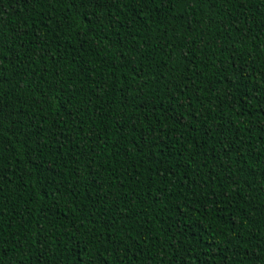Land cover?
Segmentation results:
<instances>
[{"label": "trees", "instance_id": "1", "mask_svg": "<svg viewBox=\"0 0 264 264\" xmlns=\"http://www.w3.org/2000/svg\"><path fill=\"white\" fill-rule=\"evenodd\" d=\"M2 264H264V0H0Z\"/></svg>", "mask_w": 264, "mask_h": 264}, {"label": "snow or ice", "instance_id": "2", "mask_svg": "<svg viewBox=\"0 0 264 264\" xmlns=\"http://www.w3.org/2000/svg\"><path fill=\"white\" fill-rule=\"evenodd\" d=\"M3 46H4L3 43L0 42V47H3ZM0 264H2V261H0Z\"/></svg>", "mask_w": 264, "mask_h": 264}]
</instances>
